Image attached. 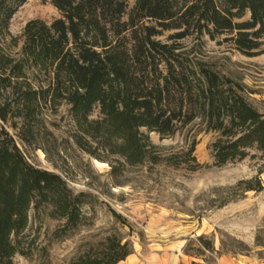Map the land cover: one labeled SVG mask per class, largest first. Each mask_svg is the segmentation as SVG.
<instances>
[{
    "label": "trees",
    "instance_id": "16d2710c",
    "mask_svg": "<svg viewBox=\"0 0 264 264\" xmlns=\"http://www.w3.org/2000/svg\"><path fill=\"white\" fill-rule=\"evenodd\" d=\"M27 1L0 0V264L31 254L32 209L49 208L64 221L63 236L81 224L89 197L33 164L8 131L10 122L31 146L42 112L66 104L80 149L138 166L162 161L152 133L171 138L200 121L217 136L210 146L216 166L253 150L264 158V114L187 42L201 46L208 38L247 57L264 54V0H52L60 18L31 20L13 37L11 21ZM195 147L183 161L192 171L201 167ZM259 176L238 186L261 192ZM203 246L214 251L209 242ZM131 252L109 237L75 264H119Z\"/></svg>",
    "mask_w": 264,
    "mask_h": 264
},
{
    "label": "rangeland",
    "instance_id": "374dc122",
    "mask_svg": "<svg viewBox=\"0 0 264 264\" xmlns=\"http://www.w3.org/2000/svg\"><path fill=\"white\" fill-rule=\"evenodd\" d=\"M60 17L52 0H28L13 17L10 33L20 38L29 21ZM187 42L199 59L238 83L264 114V54L247 57L208 38L201 46ZM7 129L33 164L61 175L75 193L89 195L81 224L63 236L64 221L53 219L49 208L32 209L26 231L31 254L17 256L16 264H75L109 237L128 243L132 251L119 264H264V190L246 192L238 186L264 169L258 151L216 166L210 146L217 136L196 121L171 138L151 134L162 157L158 164L98 160L77 146L66 104L57 112H42L31 146L20 140L12 122ZM193 142L201 166L195 171L183 162ZM259 177L264 183V173Z\"/></svg>",
    "mask_w": 264,
    "mask_h": 264
}]
</instances>
